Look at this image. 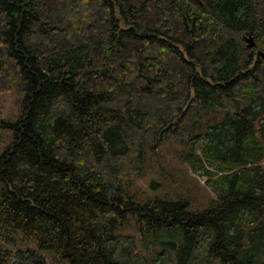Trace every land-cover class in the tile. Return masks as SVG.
<instances>
[{
  "label": "trees",
  "instance_id": "obj_1",
  "mask_svg": "<svg viewBox=\"0 0 264 264\" xmlns=\"http://www.w3.org/2000/svg\"><path fill=\"white\" fill-rule=\"evenodd\" d=\"M263 54L264 0H0V93L25 94L0 155V264L19 234L66 264H124L108 244L131 217L180 233L176 264L203 230L218 264H264ZM201 137L207 209L133 201L148 152Z\"/></svg>",
  "mask_w": 264,
  "mask_h": 264
},
{
  "label": "rangeland",
  "instance_id": "obj_2",
  "mask_svg": "<svg viewBox=\"0 0 264 264\" xmlns=\"http://www.w3.org/2000/svg\"><path fill=\"white\" fill-rule=\"evenodd\" d=\"M24 93H0V155L12 144L14 128L22 116ZM204 137L193 146L180 145L175 139H167L158 149L146 155L145 174L128 186L134 202L152 198L158 200L186 201L189 211H203L217 196L202 169L192 171L190 154H198ZM154 184V186H152ZM120 236L108 244L115 259L124 264H176L184 254L180 250L182 238L175 229L154 233L148 226H140L131 217L123 226ZM213 233L203 230L198 238L197 248L188 256V264H218L208 255V246ZM5 243L11 264H33L43 259L46 264H66L53 253L41 251L35 242L29 243L21 235Z\"/></svg>",
  "mask_w": 264,
  "mask_h": 264
},
{
  "label": "water",
  "instance_id": "obj_3",
  "mask_svg": "<svg viewBox=\"0 0 264 264\" xmlns=\"http://www.w3.org/2000/svg\"><path fill=\"white\" fill-rule=\"evenodd\" d=\"M245 41H246V44H247V47L248 48H252V47H254V40H253V38L252 37H248V38H246L245 39ZM264 55V54H263Z\"/></svg>",
  "mask_w": 264,
  "mask_h": 264
}]
</instances>
